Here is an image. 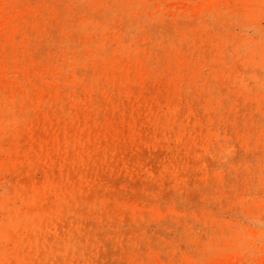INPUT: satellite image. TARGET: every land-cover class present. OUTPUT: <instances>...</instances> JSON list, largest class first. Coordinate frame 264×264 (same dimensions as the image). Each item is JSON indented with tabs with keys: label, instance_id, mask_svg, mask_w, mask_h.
Wrapping results in <instances>:
<instances>
[{
	"label": "rangeland",
	"instance_id": "rangeland-1",
	"mask_svg": "<svg viewBox=\"0 0 264 264\" xmlns=\"http://www.w3.org/2000/svg\"><path fill=\"white\" fill-rule=\"evenodd\" d=\"M0 20V264H264V0Z\"/></svg>",
	"mask_w": 264,
	"mask_h": 264
},
{
	"label": "bare ground",
	"instance_id": "bare-ground-1",
	"mask_svg": "<svg viewBox=\"0 0 264 264\" xmlns=\"http://www.w3.org/2000/svg\"><path fill=\"white\" fill-rule=\"evenodd\" d=\"M7 1V0H6ZM1 7H3V5L1 6ZM3 13V12H2ZM4 15V14H3ZM9 18V17H8ZM5 19V18H4ZM1 21V20H0ZM1 23V22H0ZM6 28H7V26H5ZM15 28V27H14ZM1 31V30H0ZM13 31H14V29H13ZM10 35V34H9ZM264 254V253H263ZM226 256V255H225ZM229 258H231V256L229 257ZM242 258V257H241ZM264 259V258H263ZM156 260V259H155ZM221 260V259H220ZM229 261H230V259H229ZM159 262V261H158ZM230 263V262H229ZM228 263V264H229Z\"/></svg>",
	"mask_w": 264,
	"mask_h": 264
}]
</instances>
